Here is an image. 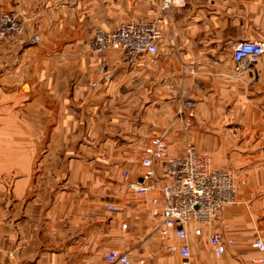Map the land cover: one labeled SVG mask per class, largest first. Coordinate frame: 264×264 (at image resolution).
<instances>
[{"label":"crops","instance_id":"1","mask_svg":"<svg viewBox=\"0 0 264 264\" xmlns=\"http://www.w3.org/2000/svg\"><path fill=\"white\" fill-rule=\"evenodd\" d=\"M116 5L0 0L24 26L0 41V264H111L112 252L131 264H183L167 250L174 232L159 233L162 206L151 202L161 192L139 196L125 179L143 175L157 136L171 157L192 144L214 168L252 181L239 180L237 203L212 226L188 225L191 264H264L254 247L264 241V184L255 183L264 178L251 174L264 166V56L233 58L238 43L264 42V0H172L158 53L134 64L91 48L97 29L124 23L109 25ZM185 100L197 106L189 134L177 118Z\"/></svg>","mask_w":264,"mask_h":264},{"label":"built area","instance_id":"2","mask_svg":"<svg viewBox=\"0 0 264 264\" xmlns=\"http://www.w3.org/2000/svg\"><path fill=\"white\" fill-rule=\"evenodd\" d=\"M171 5L172 0H162L163 15L152 20H132L113 30L97 29L91 48L96 53L110 49L121 51L130 64H134L143 55L157 54L163 38V16L171 9ZM23 31V23L18 17L0 11V41L17 38ZM35 40L40 41V38L36 37ZM263 56L264 42H241L234 47L233 58L239 65L255 63ZM101 71L105 73V67H101ZM105 77L109 78V75L105 73ZM196 108L195 101L185 100L178 109L177 117L186 134L193 128ZM142 166L143 175L131 180L128 171L126 182L139 196L161 192V199L154 198L151 202L152 205L161 203L162 206L159 233L166 240L173 231L176 242L168 245L167 250L180 255L183 264H191V249L186 245L187 227L192 223L212 226L225 207L237 203L235 173L233 170L214 168L209 157L200 154L192 144L187 145L182 157L169 156L164 136L151 139L145 148ZM161 167L164 169V177L158 172ZM107 208L109 211H117L113 205ZM195 235L200 236L201 229H196ZM209 241L216 257L226 253V243L220 235L210 236ZM254 247L264 253V241L261 238L256 240ZM107 260L111 264H131L127 255L117 252L110 253Z\"/></svg>","mask_w":264,"mask_h":264},{"label":"rangeland","instance_id":"3","mask_svg":"<svg viewBox=\"0 0 264 264\" xmlns=\"http://www.w3.org/2000/svg\"><path fill=\"white\" fill-rule=\"evenodd\" d=\"M115 1H116V4L118 5L115 6V18H112V19H116V20L109 21L110 22L109 25L111 26L114 24V22H120V19L122 21L121 23L123 22L126 23L132 20L134 21L152 20L155 18V12H158L159 7L161 5V0H115ZM115 27L116 25L113 28ZM105 28L106 30L112 29L110 27L109 28L104 27L102 29H105ZM182 129H183V125H182ZM185 150H184V153H185ZM252 167H249V168H252L251 172L253 171L251 173L253 175L252 177H254L255 179L264 178V166H252ZM228 170H233L235 173L233 166L229 168ZM241 170L242 169L240 168L239 171ZM235 180H236V185L239 184L240 181H241V184H246V185L252 184L251 183L252 181L249 182V181H245L244 179H240V177L237 176L236 173H235ZM257 180H255L256 181L255 183L258 184V186L260 184L261 185L264 184V182H260L259 179Z\"/></svg>","mask_w":264,"mask_h":264}]
</instances>
